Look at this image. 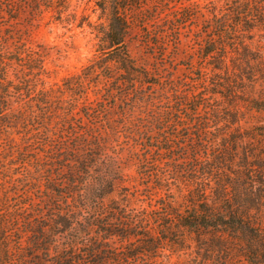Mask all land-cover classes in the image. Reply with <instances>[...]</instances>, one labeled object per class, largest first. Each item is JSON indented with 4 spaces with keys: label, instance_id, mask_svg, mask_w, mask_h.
<instances>
[{
    "label": "rangeland",
    "instance_id": "374dc122",
    "mask_svg": "<svg viewBox=\"0 0 264 264\" xmlns=\"http://www.w3.org/2000/svg\"><path fill=\"white\" fill-rule=\"evenodd\" d=\"M230 2L144 0L140 4L143 10L129 8L131 17L142 23L146 20L142 28L135 27L128 44L137 65L145 68L151 78L145 80L141 75L134 80V87L128 84L124 90L112 88L109 92L111 80L93 76L86 69L105 44L109 24L108 11L94 0H71L69 13L74 15L71 23L55 21L50 12L33 18L30 10L23 8L16 18H11L9 12L0 10V36L4 37L0 41L7 38L4 42H8L12 51L25 44L27 49L43 54L45 73L40 77L49 95V105L44 110L38 106L42 98L31 100L25 96L21 103H13L14 115L0 121V225L11 236L14 251L21 238L18 248L26 254L33 253L27 243L30 235L27 221H33L41 211L43 214L48 211L43 201L58 200L60 195L67 194L61 175L70 171L76 156L85 153L82 149L91 148L95 152L98 163L92 170L94 176L110 173L123 178L115 194L117 199L128 195L130 207L154 210L158 217L164 213L163 203L172 201L182 209L189 204L186 196L191 187L187 179L191 176L184 172L191 171L194 163L170 160L189 153L187 148L180 151L176 147L188 143L184 137L201 138L200 154L204 160L213 157L217 141L233 135V128L262 123L264 113L251 109L248 101L264 98V82L259 79L251 82L242 74L248 65L254 67L257 62L247 60V54L239 49L229 54L226 67L215 69L201 59L200 46L195 41L203 21L212 17V11L225 13ZM188 8L200 12L194 24L188 22L181 28L180 39L174 42L172 25L182 10ZM143 27L150 33L144 32ZM158 34L170 35L164 52L154 47L160 40ZM149 35L151 44L146 41ZM247 43L251 57L257 52L264 56V29H255ZM13 67L20 69L16 63ZM13 73L11 70L12 78ZM200 92L210 98L205 106L201 98H195ZM197 100L202 104L197 103L200 113L195 115L192 109ZM102 107L107 111L103 112ZM87 108L101 110L94 123L84 117ZM233 115L236 124L230 122ZM71 116L75 119L71 120ZM175 123L176 127L172 125ZM71 124L77 131H83L87 124L88 135L75 139L67 133ZM172 134L182 137L172 144L175 152L159 154L161 144L171 139ZM77 145L81 148L79 153L71 152ZM56 207L68 208L63 201ZM48 220L38 219L36 223L48 225ZM209 238L206 236L205 242ZM174 249L165 252L170 257L162 256L157 262L249 264L232 247L227 252L218 248L208 251L188 240L185 247ZM16 254L26 259L23 258L26 254ZM18 264L27 263L22 260Z\"/></svg>",
    "mask_w": 264,
    "mask_h": 264
},
{
    "label": "trees",
    "instance_id": "16d2710c",
    "mask_svg": "<svg viewBox=\"0 0 264 264\" xmlns=\"http://www.w3.org/2000/svg\"><path fill=\"white\" fill-rule=\"evenodd\" d=\"M94 1L102 10L108 11L109 24L104 35L105 44L100 46L86 69H90L93 76L111 80L108 92L112 88L124 90L128 84L134 87V80L141 75L145 80L151 78L145 68L137 65L128 44L135 27L142 28L146 21L134 19L128 9L143 10L140 4L144 0ZM168 1L179 3L182 0ZM23 8L29 9L33 18L50 12L55 21L73 22L74 15L69 13L71 0H0L1 12H9L11 18H16ZM199 12L196 8L182 10L171 28L174 42L180 39L181 28L188 22L194 24ZM257 28L264 29V0H231L225 13L212 11V17L203 21L195 35L201 59L221 70L226 67L231 52L243 49L247 60L257 64L254 67L248 65L242 74L251 82L257 79L264 82V56L257 52L251 57L247 43ZM143 30L148 31L146 27ZM156 36L160 40L154 47L164 52L170 35ZM150 38V35L146 37L149 44L152 43ZM4 40L7 38L0 41V121L14 115L13 103H21L25 96L31 100L42 98L38 103L41 110L49 105L45 81L40 77L45 73L43 54L27 49L25 44L12 51ZM15 63L20 69L13 67ZM196 97L201 98L203 106L210 99L203 92ZM200 101L197 100L192 109L195 115L200 113ZM248 102L251 109L264 113V98ZM100 111L87 108L83 114L94 123L100 118ZM230 122H238L236 115ZM85 125L83 131L72 126L67 133L81 140L90 129ZM172 125L176 127V123ZM233 132L230 138L217 141L213 157L204 160L200 154L201 138L187 135L184 138L188 143L183 147L176 146L180 151L187 148L189 153L171 157V161L184 159L189 164L194 163L191 171L184 172L191 176L187 179L191 187L186 196L189 204L182 209L172 201L163 203L164 213L158 217L154 210L130 207L128 195L117 199L115 194L123 178L110 173L94 176L92 170L98 163L95 152L91 148H87L88 151L82 149L85 153L76 156L70 171L61 175L67 194L60 195L58 200L43 201L48 211L45 214L41 211L33 221H27L30 232L27 243L33 253L26 254L18 248L21 238L14 251L15 248L10 246L11 236L0 225V264H18L22 260L27 264H161L157 258L170 257L165 253L167 250L185 247L188 240L194 241L199 248L205 246L208 251L218 248L227 252L232 247L249 264H264V120L246 128L237 126ZM179 138L182 137L172 134L171 139H165L158 149L159 154H173L176 147L172 144ZM79 146L71 152L79 153ZM61 201L67 204V209L56 207ZM46 218L48 225L36 223V220ZM206 236L210 237L207 242ZM17 252L26 254L23 257L26 259H20Z\"/></svg>",
    "mask_w": 264,
    "mask_h": 264
}]
</instances>
